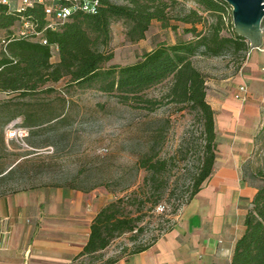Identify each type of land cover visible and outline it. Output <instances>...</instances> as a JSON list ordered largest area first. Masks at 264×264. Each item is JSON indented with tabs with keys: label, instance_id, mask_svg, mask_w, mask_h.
Here are the masks:
<instances>
[{
	"label": "trees",
	"instance_id": "obj_1",
	"mask_svg": "<svg viewBox=\"0 0 264 264\" xmlns=\"http://www.w3.org/2000/svg\"><path fill=\"white\" fill-rule=\"evenodd\" d=\"M178 1L99 0L95 12H76L55 27L48 26L49 18L41 4L19 12L17 3L0 2V31L7 33L0 40L12 38L22 17L32 20L41 32L36 38H12L5 49L0 48V92L19 93L22 98L34 96L52 91L50 83L65 80L68 86L95 88L113 95L134 109L154 112L168 104L186 105L196 115L203 128L201 164L185 202L174 208V214L200 191L214 172L216 162L215 112L206 98L207 75L195 65L194 58L231 56L239 67L252 48L250 41L235 31L230 5L225 0H190L197 6L175 12ZM116 21H123L126 39L132 43L146 39L154 22L174 32L183 23L184 33L192 37L175 42L156 41L136 62L107 66L115 57L111 44L112 25ZM54 53L59 57L56 62ZM159 86L163 90L151 94ZM22 115L26 126L52 123L61 117L52 110L38 116L37 108ZM263 140L264 125L256 136L258 149ZM139 165L147 170V175L144 185L134 195L143 207L130 209L131 197H121L105 205L94 217L89 239L77 256L83 258L82 263L100 264L84 259L103 253L117 237L126 233L136 237L143 232L146 216L166 197L171 185L163 177L166 160L143 155ZM13 170L14 167L5 175ZM256 176L260 180L258 192L253 208L245 217V230L235 245L231 264H264V166L257 167ZM156 240L137 246L131 253L148 249ZM117 260L109 258L103 264H114Z\"/></svg>",
	"mask_w": 264,
	"mask_h": 264
},
{
	"label": "rangeland",
	"instance_id": "obj_2",
	"mask_svg": "<svg viewBox=\"0 0 264 264\" xmlns=\"http://www.w3.org/2000/svg\"><path fill=\"white\" fill-rule=\"evenodd\" d=\"M9 2L15 5L19 0ZM178 2L175 12L197 6L190 0ZM229 14L232 16L231 6ZM180 26L177 32L165 31L154 22L146 39L132 43L126 39L123 21L114 22L111 50L115 57L106 65L136 62L160 35L170 42L191 38L183 31L185 25ZM5 35L6 31L1 30L0 36ZM226 61L236 66L237 60L231 56L194 58L195 65L208 76L217 73ZM50 85L52 91L23 98L19 93L0 94V171L14 167L0 178V195L39 187H69L86 193L97 191L110 202L131 197L130 209L137 210L143 204L136 201L134 192L144 185L147 175L139 160L150 155L167 162L163 177L171 185L166 197L146 216L143 232L136 237H132L133 233L117 237L103 253L84 260L103 264L158 239L174 224V208L185 202L193 187L203 152L201 122L186 105L168 104L149 112L122 104L113 95L95 88L68 86L65 80ZM161 90L163 87L159 86L151 94ZM31 104L37 108L38 116L52 110L61 117L52 123L26 126L22 114L35 109ZM17 120L29 128V147L8 136V125ZM257 159L264 166V140Z\"/></svg>",
	"mask_w": 264,
	"mask_h": 264
},
{
	"label": "crops",
	"instance_id": "obj_3",
	"mask_svg": "<svg viewBox=\"0 0 264 264\" xmlns=\"http://www.w3.org/2000/svg\"><path fill=\"white\" fill-rule=\"evenodd\" d=\"M160 40H165L162 35L155 42ZM206 84L215 112L214 172L180 208L170 230L148 249L125 254L114 264H231L260 184L256 136L264 125V41L250 49L241 66L226 61L217 73L207 75ZM243 84L250 90L247 102L235 97ZM12 167L2 170L0 178ZM109 202L97 191L69 187L0 195V264H85L77 256L94 217ZM7 227L11 234L5 240L2 231Z\"/></svg>",
	"mask_w": 264,
	"mask_h": 264
},
{
	"label": "built area",
	"instance_id": "obj_4",
	"mask_svg": "<svg viewBox=\"0 0 264 264\" xmlns=\"http://www.w3.org/2000/svg\"><path fill=\"white\" fill-rule=\"evenodd\" d=\"M10 0H0V2L9 4ZM35 4H41L49 18L50 27H55L60 23H64L69 17L76 12H95L99 5V0H19L17 3V11L22 12L27 7H32ZM264 32V27H263ZM41 32L38 31L36 25L27 17H22L20 25L17 27L12 38L20 37H39ZM3 38L0 40V48H6L10 39ZM43 43H47L46 40ZM250 55V50L247 52L246 58ZM235 97L243 102H247L250 98V90L246 84L240 86ZM21 120L11 122L8 127V136L10 139L18 141L23 146L29 147L26 142L29 136V128L23 127ZM11 234V228L7 227L2 231L3 239H7Z\"/></svg>",
	"mask_w": 264,
	"mask_h": 264
},
{
	"label": "water",
	"instance_id": "obj_5",
	"mask_svg": "<svg viewBox=\"0 0 264 264\" xmlns=\"http://www.w3.org/2000/svg\"><path fill=\"white\" fill-rule=\"evenodd\" d=\"M225 1L232 7L235 31L246 37L253 48H260L264 41V0Z\"/></svg>",
	"mask_w": 264,
	"mask_h": 264
}]
</instances>
